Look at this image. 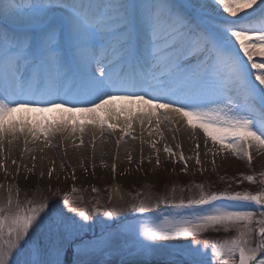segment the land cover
I'll return each mask as SVG.
<instances>
[{"label":"snow or ice","instance_id":"1","mask_svg":"<svg viewBox=\"0 0 264 264\" xmlns=\"http://www.w3.org/2000/svg\"><path fill=\"white\" fill-rule=\"evenodd\" d=\"M201 137L213 172L236 157L231 179L256 187L71 195L100 192L98 139L129 164L138 144V171L147 150L188 173L207 171ZM261 153L264 0H0V264H264Z\"/></svg>","mask_w":264,"mask_h":264},{"label":"rangeland","instance_id":"2","mask_svg":"<svg viewBox=\"0 0 264 264\" xmlns=\"http://www.w3.org/2000/svg\"><path fill=\"white\" fill-rule=\"evenodd\" d=\"M184 133L179 134L178 139L180 141H184L183 137ZM169 142L170 146H174L172 144L171 135L169 134ZM112 144V143H111ZM185 155H192V149L190 151L183 149ZM102 151V149H101ZM116 152V147L111 151V148L108 150V154L103 162L107 163L109 166L115 162L117 165V173L116 178L113 180L111 178L110 169L103 166L102 161L96 164V179L91 181L96 187L100 189L99 194L94 193L91 191V187L88 184H81L79 181L77 182L78 187L86 188L87 191L84 192H76L71 193L73 198H77L79 196H83L86 202H94L95 200L99 199L101 204H103L109 195L113 196V194H117V200L119 193L115 191L116 187H122L125 191H131L135 194L136 191H147L148 185L153 184V191H161L163 193L165 186L167 189H171L173 186L177 189V195L180 194V186L182 185H193L199 184L203 182L205 184V189L207 190L208 185L212 184L214 188H224L227 187L229 184L232 185L234 188L235 182L231 179L232 177H238L239 172L245 171V164L241 160L237 159L236 157H229L228 159H223L221 162H217V170L215 172L212 171L211 161L212 158H205L204 155L201 153V159L204 162L203 166L207 169L205 172L200 171V166H196L194 161L189 162V172L184 173L181 171L182 165L176 163L172 165L167 162L165 156H161V160L163 163L162 168H155L154 169V154L153 155V162L150 164L147 161V157L150 153L146 150L145 155V162L142 166L140 171L137 170V163L136 161L139 160V146L136 147V151H134V162L129 164L128 161L124 157L123 150H120L119 159L114 160ZM57 159V158H56ZM91 167L90 161V153L87 154V159L84 161ZM77 165L80 163L76 161ZM59 162L57 163V165ZM175 167V172L172 171V168ZM253 167L259 171L264 170V162L262 157L257 156L256 159L254 158ZM167 169V171H165ZM127 170V175H121L122 172ZM82 169H77V174L80 175ZM223 176L224 179L221 180L220 177ZM3 179V173H0V180ZM247 185H250L249 182L246 181ZM71 188V181H69L68 186L65 187V191H70ZM235 189V188H234ZM236 190V189H235ZM114 192V193H113ZM198 190L196 188H192V194H196ZM114 194V195H115ZM188 195L189 193L186 192ZM114 199V196H113ZM115 202V201H114ZM74 206L86 207L87 204H80L77 201Z\"/></svg>","mask_w":264,"mask_h":264},{"label":"bare ground","instance_id":"3","mask_svg":"<svg viewBox=\"0 0 264 264\" xmlns=\"http://www.w3.org/2000/svg\"><path fill=\"white\" fill-rule=\"evenodd\" d=\"M183 137H184V141H180V143L182 144L183 149L190 151L194 147V142L191 139V137L188 134H186V133L183 134ZM85 139L86 140H89V139H91V137L90 136H86ZM97 143H98L99 150H98L97 155H96L95 163L98 165V162L105 160V158H106V156L108 154V150L110 148H111V151L113 149H115V143H114V141H111L110 140L108 144H105L103 146H100L99 145V139H98ZM200 144H201V153H202V155H204L205 149H204L202 137H201V140H200ZM137 146H139V145L137 144L136 147ZM101 149H102V151H101ZM121 150H123V149H121ZM46 151H47V155L49 157H52V158H55V159L57 158L56 161H57V163L59 162V156H58V153H57V150L56 149L46 150ZM88 152L90 153V161H92L91 160V150L89 149ZM258 156L262 157L263 162H264V153H261ZM79 157H80L79 150L69 149L68 159H69V162H70V164H71L72 167H76L77 169L79 168L78 165H77V163H76V161H79ZM204 157L207 158V159H209V158H212L213 159L211 153H209L207 156L204 155ZM256 157L257 156H255L254 158L256 159ZM212 159H210V160H212ZM223 159L224 158L223 157H220V156L216 157V161L218 163L221 162ZM26 162H28L29 163V166H30V162L29 161H26ZM10 167H14V166H11L10 165ZM0 173H2V172H0ZM114 194H113L114 201H117V196H116L117 194H115V195Z\"/></svg>","mask_w":264,"mask_h":264},{"label":"trees","instance_id":"4","mask_svg":"<svg viewBox=\"0 0 264 264\" xmlns=\"http://www.w3.org/2000/svg\"><path fill=\"white\" fill-rule=\"evenodd\" d=\"M184 186H185V185H182L181 188H183ZM243 186L245 187L244 184H243ZM237 188H239V187L237 186ZM184 195H187L186 192L184 193Z\"/></svg>","mask_w":264,"mask_h":264}]
</instances>
